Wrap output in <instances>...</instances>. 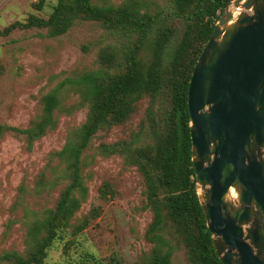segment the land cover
I'll return each mask as SVG.
<instances>
[{
	"label": "trees",
	"instance_id": "16d2710c",
	"mask_svg": "<svg viewBox=\"0 0 264 264\" xmlns=\"http://www.w3.org/2000/svg\"><path fill=\"white\" fill-rule=\"evenodd\" d=\"M230 1L168 0L167 9L155 13L146 0H126L118 6H98L91 0H57L46 19L30 15L0 30V37L40 29L46 30L49 38H57L79 22H94L116 40L100 53V68L68 79L43 96L41 113L29 127H0V136L7 131L21 136L30 149L57 127L59 90L67 83L78 94L76 108L86 109L83 124L51 156V160H57L59 174L49 189L63 185L55 206L28 226L27 253H0V264H45L57 241L83 232L89 224L87 218L71 225L87 194L82 177L83 153L100 130L126 123L143 99L149 100V106L138 133L99 147L101 155L119 156L125 166L135 167L145 184L146 206L152 214L145 238L153 248L137 264H172L173 238L185 247L189 264H221L196 194L187 93L196 60ZM44 4L40 0L34 8L42 11ZM172 21L183 25L177 41ZM145 135L150 142L141 144L140 138ZM44 180L42 175L40 190L45 189ZM79 259L82 264H124L115 257L104 262L89 252Z\"/></svg>",
	"mask_w": 264,
	"mask_h": 264
},
{
	"label": "rangeland",
	"instance_id": "374dc122",
	"mask_svg": "<svg viewBox=\"0 0 264 264\" xmlns=\"http://www.w3.org/2000/svg\"><path fill=\"white\" fill-rule=\"evenodd\" d=\"M40 0H0V30L30 15L46 19L57 0H44L42 11L34 7ZM126 0H91L98 6L121 5ZM150 11L158 13L169 6L168 0H146ZM178 39L183 25L172 21ZM116 41L99 24L79 22L65 35L49 38L46 30L14 31L0 37V127L27 128L41 113L40 99L58 89L68 79L97 70L100 53ZM175 44V43H174ZM61 109L56 113L57 127L34 142L30 149L21 136L4 132L0 136V253L29 250L28 226L42 213L52 209L63 185L49 189L57 179V160L70 134L83 124L85 108H76L77 92L68 83L59 90ZM149 100L137 104L123 125L100 130L83 153L82 177L86 198L73 216L71 225L87 218L88 226L80 235L67 236L50 249L45 264H82L79 259L91 253L108 262L112 257L124 264H137L153 245L145 234L152 221L146 206L145 184L135 167H127L119 156H103V144L128 140L138 133ZM140 142L149 143L147 135ZM44 190L38 183L42 177ZM172 264H189L183 244L172 239Z\"/></svg>",
	"mask_w": 264,
	"mask_h": 264
},
{
	"label": "water",
	"instance_id": "95a60500",
	"mask_svg": "<svg viewBox=\"0 0 264 264\" xmlns=\"http://www.w3.org/2000/svg\"><path fill=\"white\" fill-rule=\"evenodd\" d=\"M187 109L215 254L221 264H264V0L223 9L194 65Z\"/></svg>",
	"mask_w": 264,
	"mask_h": 264
},
{
	"label": "bare ground",
	"instance_id": "6f19581e",
	"mask_svg": "<svg viewBox=\"0 0 264 264\" xmlns=\"http://www.w3.org/2000/svg\"><path fill=\"white\" fill-rule=\"evenodd\" d=\"M232 195H233V193H232Z\"/></svg>",
	"mask_w": 264,
	"mask_h": 264
}]
</instances>
